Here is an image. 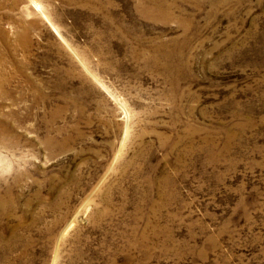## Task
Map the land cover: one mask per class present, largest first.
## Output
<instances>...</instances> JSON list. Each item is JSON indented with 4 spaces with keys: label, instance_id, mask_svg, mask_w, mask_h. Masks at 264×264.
Segmentation results:
<instances>
[{
    "label": "rangeland",
    "instance_id": "1",
    "mask_svg": "<svg viewBox=\"0 0 264 264\" xmlns=\"http://www.w3.org/2000/svg\"><path fill=\"white\" fill-rule=\"evenodd\" d=\"M35 1L0 0V264H264V0Z\"/></svg>",
    "mask_w": 264,
    "mask_h": 264
},
{
    "label": "bare ground",
    "instance_id": "2",
    "mask_svg": "<svg viewBox=\"0 0 264 264\" xmlns=\"http://www.w3.org/2000/svg\"><path fill=\"white\" fill-rule=\"evenodd\" d=\"M33 4H34V6L36 7V9L39 11V14H41L44 18H46V19H48L49 18V16H47V14H46V12H45V10L37 3V1H35V0H30ZM34 7V8H35ZM155 9H158L157 7H158V5H156L155 4ZM145 8H146V6H145ZM147 11V10H146ZM41 16V17H42ZM49 20V19H48ZM50 21V20H49ZM50 22H52V21H50ZM49 22V23H50ZM54 25V24H53ZM58 30V29H57ZM59 32V31H58ZM57 34V33H56ZM60 36V35H59Z\"/></svg>",
    "mask_w": 264,
    "mask_h": 264
}]
</instances>
